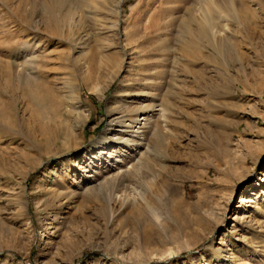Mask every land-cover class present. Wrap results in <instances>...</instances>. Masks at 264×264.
Returning a JSON list of instances; mask_svg holds the SVG:
<instances>
[{"label": "rangeland", "instance_id": "374dc122", "mask_svg": "<svg viewBox=\"0 0 264 264\" xmlns=\"http://www.w3.org/2000/svg\"><path fill=\"white\" fill-rule=\"evenodd\" d=\"M75 1L0 0V264H264V0Z\"/></svg>", "mask_w": 264, "mask_h": 264}, {"label": "bare ground", "instance_id": "6f19581e", "mask_svg": "<svg viewBox=\"0 0 264 264\" xmlns=\"http://www.w3.org/2000/svg\"><path fill=\"white\" fill-rule=\"evenodd\" d=\"M199 2H201V3H199ZM198 3L201 4V5L202 4L205 5V9L202 11L203 12V14H202L203 22L200 25H197L196 22H195V24H193V25L188 27L186 22H184L182 20L177 25V30H178V33H179L180 36H184L185 33L188 34L189 38H187L185 40V44L190 45V46L192 44L200 41V40H203L204 38H209L210 40L213 41L214 28H215L216 24H214V22L211 21L210 18L208 17V13H210V11H214V12L215 11H221V12H223V10H224V13H227V11L230 9V2L229 1L226 4H224V5L215 6V9L213 8L211 10H208V8L212 7V5L214 4L213 0H199ZM65 7L68 8V11L66 13H63L62 10ZM78 7H79L78 1H75V0H47L46 6L45 7L43 6V12L42 13H44V15L48 18V20H49L48 25H51V26H48V29H47L49 34L55 35L56 32H59L60 28H62L63 26H68L69 30L71 32L72 28L75 25L73 26L72 23L69 22L70 21V14L73 15L74 11H76ZM32 13H34V10L32 11ZM187 18L188 19H193V16L192 15L191 16L188 15ZM245 19L248 20V17L245 16ZM18 77H20V76H18ZM21 77H22V75H21ZM26 80L24 79V81H26ZM32 89H31L30 95L32 94V98L33 99L32 98L31 99L34 100L35 106H36V113H34V114L35 115L38 114L36 116L34 115L35 118L32 115V118L37 119V120H38V118L40 116L43 117V119L47 118L49 115L45 117V115L42 116V114H48L49 112H52V110H51L52 108L48 107L47 104H46L50 100V96L46 94L47 92H45L43 94H37L36 89L35 90L33 89L34 91H32ZM0 109L2 110L1 107H0ZM128 119L130 120L129 121L130 125H134L135 123L137 124V121H138L137 115H134V116L131 115ZM43 125H45V124H43ZM64 126H65L64 122L61 121L60 124H59V127L57 128L59 130H56V128H55L54 133H56V131L59 133L61 131L60 129H62ZM150 143H151V146H152L151 148H152L153 151L154 150L155 151H160L162 142H161V137H160V134H159L158 130L154 131L153 138L151 139ZM140 165H141V163H140ZM140 174L141 173H138L135 177L139 178Z\"/></svg>", "mask_w": 264, "mask_h": 264}]
</instances>
